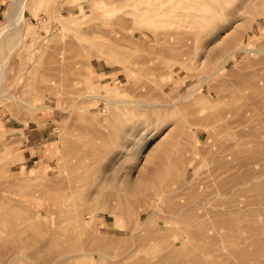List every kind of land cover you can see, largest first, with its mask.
<instances>
[{
  "label": "rangeland",
  "instance_id": "rangeland-1",
  "mask_svg": "<svg viewBox=\"0 0 264 264\" xmlns=\"http://www.w3.org/2000/svg\"><path fill=\"white\" fill-rule=\"evenodd\" d=\"M6 24L0 264H264V0H0Z\"/></svg>",
  "mask_w": 264,
  "mask_h": 264
},
{
  "label": "crops",
  "instance_id": "crops-1",
  "mask_svg": "<svg viewBox=\"0 0 264 264\" xmlns=\"http://www.w3.org/2000/svg\"><path fill=\"white\" fill-rule=\"evenodd\" d=\"M41 121L44 122V119H41L40 122ZM33 122L34 123H32L31 125H29V127H27L28 138L30 140L29 145H32L34 148H36V147H39L40 145H42L43 143H46V141L50 138L51 129H50L49 125L41 126V125H39L38 122L37 123H35L36 121H33ZM22 128L26 129L25 126ZM27 154H29V158L36 156L35 153H31L30 148L27 149Z\"/></svg>",
  "mask_w": 264,
  "mask_h": 264
},
{
  "label": "bare ground",
  "instance_id": "bare-ground-1",
  "mask_svg": "<svg viewBox=\"0 0 264 264\" xmlns=\"http://www.w3.org/2000/svg\"><path fill=\"white\" fill-rule=\"evenodd\" d=\"M21 15H18L17 17H16V20L14 21V22H11L9 25H15V23H16V21H18V20H20L21 19ZM9 25H1L0 26V38H1V36L4 34V32L6 31V28L9 26ZM19 33L18 32H16L15 33V36L16 35H18ZM1 41V40H0ZM240 47H236L233 51H250L252 48H250V47H247V46H241V44L239 45ZM264 49V48H263ZM258 49H256L255 51H257ZM259 51V50H258ZM260 52V51H259ZM19 154L21 155V157L22 158H24V151H21V152H19ZM35 172H37V169L36 170H34L33 171V173H35Z\"/></svg>",
  "mask_w": 264,
  "mask_h": 264
}]
</instances>
